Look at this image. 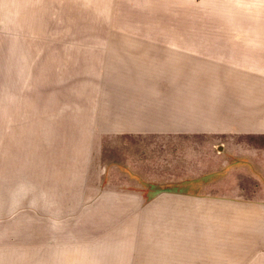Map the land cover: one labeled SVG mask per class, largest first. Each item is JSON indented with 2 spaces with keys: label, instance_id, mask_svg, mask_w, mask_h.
Returning <instances> with one entry per match:
<instances>
[{
  "label": "rangeland",
  "instance_id": "obj_1",
  "mask_svg": "<svg viewBox=\"0 0 264 264\" xmlns=\"http://www.w3.org/2000/svg\"><path fill=\"white\" fill-rule=\"evenodd\" d=\"M0 264H264V0H0Z\"/></svg>",
  "mask_w": 264,
  "mask_h": 264
},
{
  "label": "crops",
  "instance_id": "obj_2",
  "mask_svg": "<svg viewBox=\"0 0 264 264\" xmlns=\"http://www.w3.org/2000/svg\"><path fill=\"white\" fill-rule=\"evenodd\" d=\"M221 116L224 117L225 115H223L221 112L220 113L218 112V113L212 115L213 121L214 120L215 121L223 120ZM227 116H228V118L230 120H224L225 123L232 124V125L235 126V128H237V127H253V125L255 124L254 123L255 120H257V121L260 120L259 119L260 116H255L252 112H250V113L248 112L247 113V111H244V110H240L238 112H235V114H233V115H227ZM185 118L187 120H191L192 121V117L186 116ZM196 118H198V120H195L194 122H199V123L208 122L207 118H203V117H200V116H198ZM219 122L223 123V121H219ZM252 123H253V125H252ZM216 124H219V123H216ZM255 125L258 126L259 124H255Z\"/></svg>",
  "mask_w": 264,
  "mask_h": 264
}]
</instances>
